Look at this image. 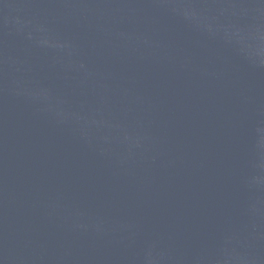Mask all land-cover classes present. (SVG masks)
I'll return each instance as SVG.
<instances>
[{
  "label": "water",
  "instance_id": "1",
  "mask_svg": "<svg viewBox=\"0 0 264 264\" xmlns=\"http://www.w3.org/2000/svg\"><path fill=\"white\" fill-rule=\"evenodd\" d=\"M0 264H264V0H0Z\"/></svg>",
  "mask_w": 264,
  "mask_h": 264
}]
</instances>
